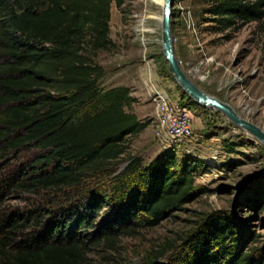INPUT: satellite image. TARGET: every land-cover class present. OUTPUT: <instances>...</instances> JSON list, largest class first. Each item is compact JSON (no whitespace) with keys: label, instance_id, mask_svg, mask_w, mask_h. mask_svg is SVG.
<instances>
[{"label":"trees","instance_id":"obj_1","mask_svg":"<svg viewBox=\"0 0 264 264\" xmlns=\"http://www.w3.org/2000/svg\"><path fill=\"white\" fill-rule=\"evenodd\" d=\"M124 1L0 0V154L40 150L0 171V264H85L90 245L114 246L206 191L195 178L210 169L205 160L164 152L146 162L130 153L129 137L150 122L127 111L135 100L129 87L99 86L104 68L92 56L115 46L111 6ZM196 1L216 32L264 22V0ZM14 193L36 201L7 208ZM185 246V256L169 264H264V249H244L239 225L221 212ZM165 254L145 264H168L158 261Z\"/></svg>","mask_w":264,"mask_h":264},{"label":"rangeland","instance_id":"obj_2","mask_svg":"<svg viewBox=\"0 0 264 264\" xmlns=\"http://www.w3.org/2000/svg\"><path fill=\"white\" fill-rule=\"evenodd\" d=\"M163 6L164 0H125L120 8L113 2L110 37L115 46L95 52L92 59L104 68L100 88L129 87L135 100L127 111L150 122L143 132L129 137V152L143 156L146 162L164 152L205 160L210 169L195 178L197 186L206 191L158 225L121 236L114 246L90 245L85 264H145L162 251L166 254L158 261L176 263L185 256L188 236L217 212L237 222L244 249H264V143L220 110L191 100L178 83L163 51ZM202 7L196 0H175L172 30L181 66L206 93L231 104L243 118L264 129V22L216 32L199 14ZM155 89L172 94L171 99H180L191 111L194 135L179 146H166L156 136L151 97ZM38 153L27 146L8 157L0 154V171ZM229 160L239 164L229 170L224 165ZM256 197L262 199L259 205L252 201ZM35 201L14 193L5 205L24 210ZM111 209L112 205L103 207L97 220Z\"/></svg>","mask_w":264,"mask_h":264},{"label":"water","instance_id":"obj_3","mask_svg":"<svg viewBox=\"0 0 264 264\" xmlns=\"http://www.w3.org/2000/svg\"><path fill=\"white\" fill-rule=\"evenodd\" d=\"M175 0H164L163 17L161 19L162 25V42L163 51L169 67L177 79L178 83L182 86L189 96L200 104L216 108L223 112L230 120L238 126L246 129L249 133L255 136L258 140L264 143V129L257 124L243 118L235 108L223 100L206 93L201 89L185 72L179 59L175 54L174 37L172 30V17L174 15Z\"/></svg>","mask_w":264,"mask_h":264},{"label":"built area","instance_id":"obj_4","mask_svg":"<svg viewBox=\"0 0 264 264\" xmlns=\"http://www.w3.org/2000/svg\"><path fill=\"white\" fill-rule=\"evenodd\" d=\"M171 96L157 89L151 94L155 104L156 136L164 145L175 147L194 135V127L189 107Z\"/></svg>","mask_w":264,"mask_h":264},{"label":"crops","instance_id":"obj_5","mask_svg":"<svg viewBox=\"0 0 264 264\" xmlns=\"http://www.w3.org/2000/svg\"><path fill=\"white\" fill-rule=\"evenodd\" d=\"M140 118V117H139Z\"/></svg>","mask_w":264,"mask_h":264}]
</instances>
